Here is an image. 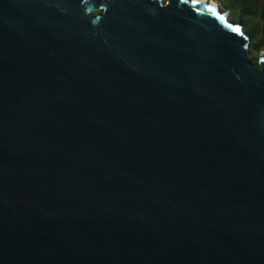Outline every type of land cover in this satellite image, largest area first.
<instances>
[{
	"label": "water",
	"instance_id": "obj_1",
	"mask_svg": "<svg viewBox=\"0 0 264 264\" xmlns=\"http://www.w3.org/2000/svg\"><path fill=\"white\" fill-rule=\"evenodd\" d=\"M249 42L204 0H0V264H264Z\"/></svg>",
	"mask_w": 264,
	"mask_h": 264
},
{
	"label": "rangeland",
	"instance_id": "obj_2",
	"mask_svg": "<svg viewBox=\"0 0 264 264\" xmlns=\"http://www.w3.org/2000/svg\"><path fill=\"white\" fill-rule=\"evenodd\" d=\"M205 1H213L216 5V7L223 13L227 15V19L231 22L238 23L239 25L242 26L243 31H247V35L249 32H251V28L255 27V29L261 33L263 26L262 22H259L258 19L254 20V23L251 22L250 24V18L247 17L246 20L240 21L239 13L245 8V3L244 0H205ZM253 5L251 1L247 2V12L252 9ZM257 23L255 24V22ZM260 35V34H259ZM261 52H264V45L260 49H255L250 47L249 43V60L251 63L255 66L258 67L257 61L259 58V55Z\"/></svg>",
	"mask_w": 264,
	"mask_h": 264
},
{
	"label": "trees",
	"instance_id": "obj_3",
	"mask_svg": "<svg viewBox=\"0 0 264 264\" xmlns=\"http://www.w3.org/2000/svg\"><path fill=\"white\" fill-rule=\"evenodd\" d=\"M252 2V9L247 12V2ZM245 8L240 11L239 13V19L240 21L246 20L247 17L250 18V24L251 22L254 23V20L258 19L259 22H262V32L259 33L255 27L251 28V32L248 33L249 39H250V47L255 49H260L264 45V0H244ZM257 21L255 22V24ZM247 34V31H245ZM260 34V35H259Z\"/></svg>",
	"mask_w": 264,
	"mask_h": 264
},
{
	"label": "snow or ice",
	"instance_id": "obj_4",
	"mask_svg": "<svg viewBox=\"0 0 264 264\" xmlns=\"http://www.w3.org/2000/svg\"><path fill=\"white\" fill-rule=\"evenodd\" d=\"M193 2L195 3L196 2V0H193ZM211 10V9H210ZM233 30L234 31H236V32H239L240 31V29H239V27L238 26H235V27H233Z\"/></svg>",
	"mask_w": 264,
	"mask_h": 264
},
{
	"label": "bare ground",
	"instance_id": "obj_5",
	"mask_svg": "<svg viewBox=\"0 0 264 264\" xmlns=\"http://www.w3.org/2000/svg\"><path fill=\"white\" fill-rule=\"evenodd\" d=\"M205 1V0H204ZM213 5H216L214 2H211Z\"/></svg>",
	"mask_w": 264,
	"mask_h": 264
},
{
	"label": "crops",
	"instance_id": "obj_6",
	"mask_svg": "<svg viewBox=\"0 0 264 264\" xmlns=\"http://www.w3.org/2000/svg\"><path fill=\"white\" fill-rule=\"evenodd\" d=\"M210 2H213V1H210Z\"/></svg>",
	"mask_w": 264,
	"mask_h": 264
}]
</instances>
